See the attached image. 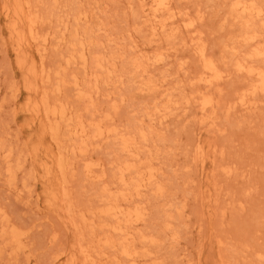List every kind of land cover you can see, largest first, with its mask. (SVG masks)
<instances>
[{"label":"rangeland","instance_id":"rangeland-1","mask_svg":"<svg viewBox=\"0 0 264 264\" xmlns=\"http://www.w3.org/2000/svg\"><path fill=\"white\" fill-rule=\"evenodd\" d=\"M6 1L0 0V5H4ZM233 1L235 0H173V10L178 11H175L178 14L175 17L173 25L168 20L169 27L173 26V28H178L179 30L176 29V32L172 31L174 35L170 33V30L173 28L163 33L159 31L157 35H153L155 19L151 18L150 14H148L150 13L149 11H144L145 9L142 8V3L139 0H29L31 9L41 16L40 27L38 28V32H40L39 36L41 37L36 39L35 42L37 44L33 41L31 42V44H36V48L37 46L40 47V50L37 48L39 50L37 54L35 46L29 44L30 49L28 47V49L24 48L25 50H22L23 53H19V57L28 58L29 65H37L38 70L44 69L51 76L50 80H53L54 87H52L50 80L46 84L41 81L43 84L40 82V91L47 88L48 90H46L49 92V88L50 91L55 88L54 84L58 80V76L56 75L58 69L60 72H64L63 74H68V82L64 85L61 92L62 94L65 92L64 96L60 93L57 94L58 97L56 98L64 101L66 100L65 95L67 97L69 95L67 98L69 100L64 102L70 101V107L74 111L83 109L85 103H87L79 100L77 96L78 90L74 82H81L79 88L82 87V89H87L90 86V89H87L90 91L93 86L95 88L98 87L99 83L100 89H98L99 87L96 88L99 91L101 90L100 92L98 91L99 93L97 91L94 93L96 89L94 88V91L92 89L95 95L92 93L91 110L94 109L92 111H95L96 108L94 116L100 114L104 117L101 119L99 115V118L95 117L96 119L103 120L109 115V118L105 119L109 122L112 116H114L110 122L112 123L113 121L115 124L114 128L119 125L117 127L119 130L117 131L120 134L126 132L125 134L130 135L136 129L143 126L147 129L149 128V131L146 130L150 135L145 130L149 135L148 140L145 142L148 143L149 141L151 144H148H150L151 148L147 147L148 144L146 146L144 142V144L141 143L142 141H138V144L141 143L144 146L142 147L143 150L150 149L147 154L151 155L150 157L153 159L152 161L150 160V164L148 162L150 157L145 154L148 157V160H146V157L144 158L148 162V165H146L147 167L155 166L154 168L157 172L159 169V183L164 185L166 193L159 197L157 193L155 195V189L152 191L148 189V191L145 190L143 192L146 193L145 195L141 194L144 196L142 200L139 198V201H137L138 197L135 196L131 200L136 201H133V206L141 201L142 204H140L142 206L140 207L142 209L146 208L145 212L147 215L144 219L145 221L138 223L133 228L134 232L138 231V234H145L150 231L149 234L154 237L156 236L159 240L156 244H150L149 242L146 244V240L141 241L143 245L141 242H138V247L142 252L144 251L143 253L140 251L141 254L146 253V249L148 253H151L150 257H139L142 264H264V93H256L255 96L250 95L252 98H249L257 101V107L255 108L254 106V108L245 110L246 107L244 108L240 103V95L252 81H250L249 76H246L245 72L240 73L236 71L237 69L234 64V62L236 63L238 60L243 59L244 55L246 57L248 51L254 48V44L258 43L257 47H264V38L262 37L264 36V16H262V19L261 16H259L260 18L255 17L256 19H252V24H254L253 26L257 29V33L260 34L261 38L259 36L256 39L257 41L254 44L248 45V47L246 43L244 45L243 40L241 41L243 39L241 37L243 21L230 14L229 8ZM255 1L258 5H261L260 7L264 12V0ZM8 3L10 4L11 0ZM184 12L187 13L185 14ZM83 16L85 17L83 18ZM167 16L165 15L164 18ZM191 21L193 24L186 26ZM7 22L10 23L0 11V242L2 239L4 241L0 243V264H58L59 260L63 261L64 259L65 261L69 258L67 256L72 257V254L78 261H81L82 255L78 253L76 245L81 237L80 233H83L84 237L89 236L90 233H88L89 229L84 224L81 225L79 214L84 212L89 213L90 210H98V205L102 203L100 195L105 183L109 185L113 193L118 192L120 185L115 173L118 171L119 165L128 160V155L123 153L124 156L127 155L126 159L123 158L122 151L120 150L121 153L119 151V138L116 135L110 136L109 139L111 141L108 138L91 140L90 144L92 143V146L90 145L89 150L85 154L74 153L70 147L74 140H70L71 135L62 126L60 142L62 145L67 144L64 146L66 148L65 155L72 163L71 168L66 173V177L68 176L69 199L71 201L73 197V207L76 206V208L74 207V218L77 219L78 223L80 222L79 224L82 228L78 231L73 225V228L70 227L73 221H70V214L67 213L66 215V206H64V210L63 208H57L60 212L57 209L54 210L52 207H49L45 194L48 192V186H52L56 181L51 178L53 181L48 179L49 184H47V178L43 177L45 174L40 164L42 161L44 162V156H46L43 155L46 152L45 148L48 147L50 149L52 147L54 149L55 144L51 140L47 141L50 137L46 136L42 139L43 142L40 141V145L41 143L43 144L39 145L41 133L38 131L42 129H40L41 126H39L40 124L37 120L31 122L33 116L26 104L28 98L33 96L40 98V92L37 93V96L34 93V95H30L27 89H25L29 80L28 70L26 66L18 64L20 59L17 58L18 53H16V49L12 45L11 35L9 36L10 24ZM74 31L75 33L77 32L76 38L78 37V40L84 41L88 47L86 48L88 54V64L86 63V65H83L78 60L79 62H72L70 66V63L65 61L71 48H73L71 44L76 43L74 40L75 35L72 36V34H75ZM48 34L49 37L47 36ZM43 35L47 41L42 40ZM168 35H173V37L169 38ZM47 37L50 38V42ZM242 43L243 46L241 45ZM203 44L207 49V56L217 61L218 68L223 75L228 74L221 81H218L217 85L214 84L213 88L211 86V90L205 89V83L198 81L203 60L201 59L199 49L202 46L204 47ZM45 45L48 49L45 48ZM26 50L36 60L27 55L28 52ZM41 52L46 53L45 58L41 56ZM94 52L99 54L97 55ZM45 53L42 55H45ZM93 53L95 56L101 58L106 57L104 59L106 62L108 60L112 62L113 57L117 55L113 62L115 64L114 67L110 65L112 63L107 64L104 61L106 63L105 66L109 65L114 70L112 74L116 76L112 74L111 76H104L106 75L105 71H102L104 75L101 71H98L102 77H98L100 78L98 80L100 82L97 84L95 83L96 81L93 82V79H96L95 76H86L88 71L87 74L94 72L92 68ZM158 53H164L165 55H163L165 60L161 63H155L154 57ZM61 54L64 56H61ZM242 54L243 56H241ZM63 57L66 58L63 60ZM42 58L45 61L44 66ZM31 59H33L34 63ZM134 59L143 62L141 67L147 69V72H142L143 76H140V78L137 77L141 74V71L138 69L139 72L131 66V62ZM258 60V66L264 67V59L259 58ZM252 62L251 64L254 65L255 63ZM60 63L64 65L62 66ZM78 63L83 67L80 64L77 65ZM61 66L66 69H63ZM126 66L129 67L127 68ZM69 72L72 74H70L71 76H69ZM135 72L136 74L138 72L139 75L137 74V76ZM67 74H65V78ZM53 76H57V80L52 78ZM89 77H93L92 81ZM147 79H153L152 81L157 82H155L156 85H160L158 86L159 88L155 86L158 90L154 87L156 92L153 91L154 89L147 90L146 92L140 89L148 81ZM251 80L253 79L251 78ZM87 81L88 83H86ZM48 82H50V86L49 84L47 85ZM91 83H94V85L91 86ZM72 85L75 87L74 92L73 89L67 90L73 88ZM86 85H88L87 88ZM203 90L205 92L209 90V93L217 97L214 96L215 104L212 109L213 111L208 110L206 112H214L211 113L212 116L216 113L214 116L216 123L212 124L209 120L207 123L204 120L207 115L201 111L199 103L193 98L199 91L203 92ZM151 92H154L153 95L150 94ZM216 92H218V95ZM50 96L53 99L56 95L50 92ZM61 96L65 99H61ZM185 97L189 104L184 102L186 101ZM177 99L178 104L175 103V105L171 106L174 109L178 106L180 107L174 111L172 108L171 115L163 119L162 116L166 110L163 113L159 110L162 106L161 104H164L163 106L165 107L167 105L165 102L168 100L167 110L169 111L171 108H169L170 104L177 102ZM75 102H78V104L76 105ZM175 106L177 107L175 108ZM83 110L82 112L89 114L87 110ZM168 111L167 113L170 112ZM103 112H106V115ZM110 112L113 113L112 116H110L112 114ZM144 113L153 115L151 117ZM89 115H84V119L89 118ZM106 124L109 126L108 123ZM144 127L143 129H145ZM63 128L65 129L63 130ZM128 130L131 132L130 134ZM155 131L157 132L154 133ZM37 133L40 134L38 135ZM135 134L131 136H135ZM29 139H32L35 143ZM29 142L34 145V148ZM45 142L48 144L46 145ZM36 143L40 146L38 149L39 153L35 150ZM201 145L204 147V151L202 148L204 154L202 153L203 156L200 157L197 147ZM139 146L138 150L137 148V151L135 150L137 153L141 151V145ZM6 149L8 150L6 151ZM56 149L57 147H55ZM151 152L154 153V157ZM144 153L146 151H141V156L136 163L139 166L140 164L142 166V163L143 165L145 164V160L142 157ZM68 154L71 156L75 155V157L73 156V158ZM33 155L35 156L34 159L36 158L41 162H38L36 159L33 160ZM77 155L79 156L77 157ZM82 155L83 159L81 160ZM11 158L13 159L11 160ZM120 160L122 161L121 163ZM7 161H11L9 165ZM91 161L93 163H101V166H94V168H96V174L105 173L103 181H98L97 178H90L85 173V164ZM116 162L118 163L116 164ZM35 163L36 165H34ZM115 165H118V167ZM5 166H7L6 170ZM35 166H39L40 170ZM8 167L13 168V177L8 173ZM225 168L230 169V173H227ZM114 180H116V183L113 182ZM45 181L46 184H44ZM113 185H115V188L117 186V188L115 189ZM96 203H98L97 206ZM122 203L127 205L131 202L123 201ZM169 207L170 209H168ZM77 210L80 211L78 212ZM169 214L172 215L173 219L171 217L168 219ZM76 216L79 217L76 218ZM65 218L68 219V221L66 220L68 223L64 221ZM97 220L99 219L97 218ZM168 221L171 223L170 228L165 229V223ZM13 230L22 233L20 242L12 241L11 232ZM97 230L99 231V229ZM72 231L75 233L73 232V234ZM87 238L85 237L86 243H88ZM70 241L73 242V245ZM144 245L147 246L145 247ZM68 248L70 249L68 250ZM74 248L75 250H73ZM116 249L118 252V248H104L107 254L104 256L106 260L102 259V257L97 263L101 264L105 262L102 264H108V261H112V264H123L119 260L120 256L118 259V253L115 252ZM64 252H68L69 255ZM122 259V262L129 264L127 260Z\"/></svg>","mask_w":264,"mask_h":264},{"label":"bare ground","instance_id":"bare-ground-1","mask_svg":"<svg viewBox=\"0 0 264 264\" xmlns=\"http://www.w3.org/2000/svg\"><path fill=\"white\" fill-rule=\"evenodd\" d=\"M8 1L9 0H7L6 2H5V4L4 5H0L1 7H0V11H1V13L2 14H4V16H5V18H7L8 20H9V22L10 23H8V24H10L9 25V30H10V34H9V36L11 35V38L10 39H12V41H13V44L12 45H14V47H15V49H16V53H18V56H17V58H19L20 60H19V62H18V64H20L21 66H26L27 67V70H28V76H29V80H28V82H27V85H26V88L25 89H27V91H28V93H30V95H32L33 93L34 94H36V96H37V93H39L40 95V98H37V97H35V96H33V97H31V98H28V101H27V104H26V106L28 107V109L30 110V112H31V115L33 116L32 117V121L31 122H35L36 120H37V122L40 124L39 126H41L40 127V129H42L41 131H38V132H40L41 133V135H40V140H39V145H40V141L41 142H43V138L44 137H46V136H49L50 137V139H47V141H49V140H51L52 142H54V144H55V147H57V149L55 150V147H54V149H52V147L51 146H49V147H51L50 149L48 148V147H46L45 149V153L43 154V155H46V156H44L45 157V159H44V162L42 161V163L40 164L41 165V167H42V169H43V171H44V176L43 177H46L47 178V184H49V182H48V179H50L51 180V178H53L54 179V181H56V183L55 184H52V186H48V192H47V194H45L46 196H47V203H48V205H49V207H52L54 210L55 209H59V208H63V210H64V206H66V215H67V213L68 214H70V221H73V223L71 224V222H69L71 225H70V227L71 228H73L72 227V225L79 231L81 228H82V226H80V222H81V225L82 224H84V226L86 227V228H88L89 229V232L88 233H90V235L88 236L87 234V236H85V237H88L87 238V240H88V243H86L85 242V237H84V234L83 233H80V239H79V241H78V243H77V241H76V243H77V251H78V253L79 254H81L82 255V260L80 261H78L77 259H76V257L72 254V257L71 256H67V257H69V258H67L65 261H64V259H63V261H61V260H59V262H58V264H100V263H97V262H99L98 260L99 259H101L102 257V259H105L106 260V257H104L105 256V250H104V248H106V247H110V248H118L119 249V251L117 252V249H116V251L115 252H117V253H115V254H117V256H118V259H119V256L121 257L119 260H121V263H123V264H125L124 262H122L123 261V259L122 258H124L125 260H127V262H129V264H142V262L140 263V260H139V257L140 256H149L151 253H148V251H147V249L145 250V252L146 253H144V254H141V252H142V250H140V248L138 247V242H141V241H145L146 242V244H148L147 242H149L150 244L151 243H155L156 244V242L157 241H159L158 240V238L155 236H151L150 234H149V232L150 231H148V233H145V234H138L137 232H134V227H136V225L138 224V223H140V222H142V221H145L144 219H145V217L147 216L146 215V212H145V209L146 208H141L140 206H142L141 204H142V202L140 201V202H137V204H135L134 206H133V201L134 202H136L135 200H133V201H131L132 200V198L135 196V197H138L137 198V201H139L138 199L140 198L141 200H142V198L144 197L143 195H145L146 193H143V192H145V190L146 191H148V189L149 190H153V189H155L154 191H156L155 192V195H156V193L158 194V196L160 197L161 195H163L164 193H166V191H165V187H164V185L162 184V183H159V179H158V172H159V169H158V172H157V170L154 168L155 166H154V164H153V162H152V165L154 166V167H151V166H148L147 167V165H148V162H150V160L152 161V159L153 158H151L150 156L151 155H148L147 154V152L150 150H147V149H142V147H144V146H142V144L141 143H145V145L146 144H148V143H150L149 141H148V143L147 142H145V141H147L148 140V136L150 135L149 134V128L147 129V128H145L144 126V128L145 129H143V127H139L138 129H136L135 131H134V129H133V131L136 133H134V132H129V130H128V133L130 134V135H127V134H125L126 132H124V134H120V133H118V131L117 130H119L117 127L119 126H116L115 128L113 127V126H115V124L113 123V121H112V123H113V125H111L112 123L110 122L111 121V119L112 118H114V116H112L113 115V113L112 112H110V113H112L110 116H112V118L110 119V123L109 122H107L105 119L106 118H109L108 116H106L105 117V119H103V120H101L104 116L102 115H100V114H95V115H97V116H94V112L96 111V108H95V111H92V110H94V109H92L91 110V106H92V102H91V98L93 97L92 96V93H93V91H94V83L91 85V86H93V88H91V91H92V89H93V91L91 92L90 90H87V89H90V86L87 88V86L89 85H86V88L87 89H82V87H80L79 88V85H80V83L81 82H77V81H75L74 82V79H73V82H74V84H75V86H76V89L78 90V98H79V100H82V101H84V102H87V103H85V105H84V107H83V109L86 111H88L89 112V114H86L87 112H82V110L83 109H78L77 111H74L70 106H71V102L69 103V102H64V101H68L69 99H67L68 97H69V95H68V97L65 95V97H66V100H64L63 98H62V96H64V94H65V92H63L64 94H62L61 92L63 91V87H64V85L68 82L67 81V79H68V74L67 73H65V74H67V76H66V78L64 77L65 76V74H63L64 72H60L58 69H57V71H56V75L58 76V80L56 79V77L57 76H53L52 78H55L57 81L55 82L56 84H54L55 85V88L52 90V91H50V88H49V92L45 89V90H41L40 91V82L41 81H43V83L45 82V84H46V82L47 81H49L50 80V75L49 74H47L46 72H45V70L43 69V70H38L39 68H37L35 65H33V64H31V65H29L28 64V58L26 59V57H19V53H23V51L25 50L24 48H29V44H31V42L33 41V42H35L36 41V39H38V37H41V36H39V33L40 32H38L39 31V25H40V23H41V16H40V14L38 15L36 12H34L32 9H31V4H30V2H29V0H11V3L9 4L8 3ZM58 1V0H57ZM139 1H141V3H142V8L143 9H145L144 11H149L150 13H148V14H150V16H151V18H153V19H155V23H154V26H153V35H157L158 34V32L159 31H161L162 33L163 32H165V31H167L168 29H170V28H173V26L172 27H169L170 25H169V21H171L170 22V24L171 25H173V23H175V17H176V15L178 14V13H176V12H178V11H174L173 10V8L174 7H172V1L173 0H139ZM231 1V0H230ZM2 3V2H1ZM36 3V2H35ZM134 3V2H133ZM230 3V2H229ZM33 4V6H35L34 5V3H32ZM230 5V4H229ZM57 6V5H56ZM261 5H258V3L255 1V0H235V1H233L232 2V4L230 5V8H229V10H230V14L231 15H233L234 17H236V18H238L239 20H241V21H243V23H242V35H241V37L243 38V39H241V41L243 40V43H244V45H245V43L247 44L246 46H248V45H250V44H254L257 40L256 39H258L259 38V36H260V34H258L257 33V29L253 26L254 24H252L253 23V20L252 19H256L255 17H258V18H260L259 16H261V19H262V16H264V15H262L264 12H263V10H262V8L260 7ZM36 7H37V5H36ZM146 7H147V9H146ZM58 9V8H57ZM176 9H179V8H176ZM38 10V9H37ZM182 10V9H181ZM143 11V12H144ZM39 12V11H38ZM165 13V14H164ZM185 13V12H184ZM187 13V12H186ZM185 13V14H186ZM84 15V14H83ZM87 15V14H86ZM138 15H140V14H138ZM167 16L166 18H164V16ZM230 15V16H231ZM145 16V15H144ZM85 16H83V18H84ZM89 17H90V15H89ZM180 17V16H179ZM186 17V16H185ZM184 17V18H185ZM190 17V16H189ZM135 18V17H134ZM137 18V17H136ZM197 18V17H196ZM43 19V18H42ZM79 19V18H78ZM181 19V18H180ZM195 19V18H194ZM44 20V19H43ZM169 20V21H168ZM178 20V19H177ZM188 20V19H187ZM190 20V19H189ZM150 21H152V20H150ZM252 21V22H251ZM255 21V20H254ZM259 21V20H258ZM154 22V21H153ZM152 22V23H153ZM238 22V21H237ZM263 22V21H262ZM177 23V22H176ZM181 24V23H180ZM184 24V23H183ZM193 24V22L191 21V22H189V23H187L186 24V26H191ZM244 24V25H243ZM264 24V23H263ZM263 24H261V25H263ZM7 25V24H6ZM149 26V25H148ZM152 26V25H151ZM182 26V25H181ZM184 26V25H183ZM195 26V25H194ZM8 27V26H7ZM193 28V27H192ZM264 28V27H263ZM176 29H178V28H173L172 30H170L171 32L170 33H172V31H174V32H176L175 30ZM90 30V29H89ZM179 30V29H178ZM191 30V29H190ZM193 30V29H192ZM88 31V30H87ZM182 31V30H181ZM174 32L172 33L173 35H174ZM186 32V31H185ZM191 32V31H190ZM200 32V31H199ZM74 33H75V31H74ZM77 33V32H76ZM76 33L75 34H72V36H74V40L76 41V43L74 42L73 44H71V46L73 45V48H71V50H70V53H69V55H68V57L66 58V57H63V60H64V58H66V60L65 61H67V63H70V66L72 65L71 63L72 62H76V61H78V60H80L82 63H83V65H86V63H87V52H86V48H88L87 46H86V44H85V42L84 41H81V40H78V37L76 38ZM182 33V32H181ZM241 33V32H240ZM264 33V32H263ZM263 33H262V35H263ZM168 34V33H167ZM65 35V34H64ZM80 35V34H79ZM171 35V34H170ZM173 35L172 36H169L168 35V37L170 38V37H173ZM48 37H49V34L47 35ZM239 36V35H238ZM47 37V38H48ZM263 38H264V36H262ZM73 38V37H72ZM191 38V37H190ZM197 38H199V37H197ZM260 38H261V36H260ZM50 38H48V40H49ZM154 39V38H153ZM168 39V38H167ZM173 39V38H172ZM183 39V38H182ZM188 39V38H187ZM202 39V38H201ZM40 40V39H39ZM42 40H44V41H47V39L44 37V35L42 36ZM41 40V42H43ZM63 40V39H62ZM148 40V39H147ZM240 41V42H241ZM260 41H261V39H260ZM49 42H50V40H49ZM202 42V41H201ZM200 42V43H201ZM36 43V42H35ZM191 43V42H190ZM243 43L241 44L242 46H243ZM33 45H34V43H32ZM31 44V45H32ZM37 44V43H36ZM36 44L34 45L35 46V48H36ZM38 44H40L39 42H38ZM43 44H44V42H43ZM46 45H47V43H45ZM69 44V43H68ZM46 45H45V48H47L48 49V47H46ZM97 45V44H96ZM187 45V44H186ZM200 45V44H199ZM204 45V44H203ZM257 45H259L258 43L255 45L254 44V48L252 49V50H250V51H248V53L246 54V57H245V55L243 56V54L241 55V56H243L244 58L243 59H241V60H238V59H235V60H238L236 63L234 62V64H235V66H236V71H238V72H240V73H246L247 75V77L249 76V78H250V81H252L251 82V84H249V86L247 87V89L243 92V93H241L240 91V93H241V95H240V103H241V105L242 106H244V108H245V110L247 109L248 110V108H254V106H255V108L257 107L256 105H257V101H253L251 98V96L250 95H256V93H264V67H262V66H258V63H259V58L261 59H264V47H257ZM26 46V47H25ZM39 46H41V45H39ZM201 46V45H200ZM245 46V47H246ZM261 46V45H260ZM263 46H264V44H263ZM75 47V48H74ZM80 47V48H79ZM229 47V46H228ZM249 47V46H248ZM27 48V49H28ZM37 48L39 49L40 47H38L37 46ZM37 48H36V50H37ZM69 48H70V46H69ZM193 48H194V46H193ZM24 49V50H23ZM30 49V48H29ZM31 49H32V47H31ZM43 49H44V46H43ZM46 49V50H47ZM246 49H248V48H246ZM246 49H244V50H246ZM23 50V51H22ZM40 50V49H39ZM39 50H37V54L39 53L38 51ZM45 50V49H44ZM195 50V49H194ZM18 51V52H17ZM99 51V50H98ZM26 52H28L27 50H26ZM25 52V53H26ZM42 53V52H41ZM45 53V52H44ZM44 53H42V54H44ZM68 53V52H67ZM95 53V52H94ZM93 53V54H94ZM199 53H200V56H201V59H203L202 60V69H201V72H200V74H199V77H198V81H201V82H204L205 83V89H209V90H211L212 88H213V85L215 84V85H217L218 84V81H221L223 78H225V75H223V73L221 72V70L218 68V65H217V61H215V59L213 60L212 58H210L209 56H207V49H206V47H205V45H204V47L202 46V48H200L199 49ZM41 54V56H44V58L46 57V53H45V55H42ZM62 54H65V53H62ZM61 54V56H64V55H62ZM95 54H97V53H95ZM95 54H94V59H92V68H93V70H94V72H90V74H87L86 73V76H95V78L96 79H93V82L94 81H96L95 83L97 84L98 82H100V81H98V80H100V78H98L99 76H101L102 77V75L100 74V72H98V71H105L106 72V75H104L103 74V72H102V74L104 75V76H111V74L112 73H114L113 71V69H111L110 67H109V65H106V66H108V67H106L105 66V64L107 63H112V64H110V65H112V67H114L115 66V64L113 63L114 62V60L116 59L115 57L117 56H115V57H113V61L111 62L110 60H108V62H106V60H104V59H106V57L105 58H101V57H99V56H95ZM99 54V53H98ZM97 54V55H98ZM115 54V53H114ZM169 54V53H168ZM27 55H29V56H31V57H33L32 55H30V53L28 52L27 53ZM90 55V54H89ZM163 55H164V53H158V54H156V56L154 57V59H155V63H157V62H162L163 60H165L164 58L165 57H163ZM22 56H24V54H22ZM165 56V55H164ZM240 56V57H241ZM90 57V56H89ZM88 57V58H89ZM93 57H91V58H93ZM213 57V56H212ZM239 57V56H238ZM35 57H33V59H34ZM44 58H42L43 59V66H44V64H45V61H44ZM142 58V57H141ZM33 59H31L32 60V62H33ZM109 59V58H108ZM200 59V60H201ZM257 59V60H256ZM35 60H36V58H35ZM89 60V59H88ZM254 60V61H253ZM42 61V60H41ZM104 61L106 62V63H104ZM254 62L255 64H257V65H252L251 64V62ZM258 61V62H257ZM79 62V61H78ZM144 62H145V60H144ZM252 62V63H253ZM263 62H264V60H263ZM31 63V62H30ZM34 63V62H33ZM132 64H131V66H133V68L134 69H139L140 71H141V74H142V72H144V71H146L147 72V69H143L142 67H141V65H142V63L143 62H140V60L139 61H137V60H133L132 62H131ZM200 63V62H199ZM36 64H37V61H36ZM41 64H42V62H41ZM61 64V63H60ZM66 64V63H65ZM74 64V63H73ZM80 63H78L77 65H79ZM88 64V63H87ZM90 64V63H89ZM152 64V63H151ZM154 64V63H153ZM62 66L64 65L63 63L61 64ZM75 65V64H74ZM81 65V64H80ZM260 65V64H259ZM40 66V65H39ZM46 66V65H45ZM61 66V67H62ZM82 66V65H81ZM88 66V65H87ZM199 66H201V65H199ZM47 68H48V66H46ZM67 67V66H66ZM83 67V66H82ZM127 67V66H126ZM129 67V66H128ZM127 67V68H128ZM63 68V67H62ZM87 68V67H86ZM85 68V69H86ZM142 68V69H141ZM49 69V68H48ZM63 69H66V68H63ZM62 69V71H64ZM126 69V68H125ZM124 69V70H125ZM149 69V68H148ZM56 70V69H55ZM92 70V71H93ZM138 70V71H139ZM143 70V71H142ZM150 70V69H149ZM50 71H52V70H50ZM73 71V70H72ZM136 71V70H135ZM139 71V72H140ZM126 72V71H125ZM127 72H128V70H127ZM224 72V71H223ZM227 72H229V71H227ZM76 73V72H75ZM75 73H73V74H75ZM79 73V72H78ZM78 73H77V76H78ZM116 73V72H115ZM124 73V72H123ZM199 73V72H198ZM230 73V72H229ZM55 74V73H54ZM71 73L69 72V76H71L70 75ZM132 74V73H131ZM135 74H136V72H135ZM135 74H132V75H135ZM137 74H138V72H137ZM136 74V75H137ZM137 75L138 77L137 78H140V76H143V74L142 75ZM145 74V73H144ZM112 75H114V76H116L115 74H112ZM135 75V76H136ZM228 75V74H227ZM226 75V76H227ZM118 76H120V75H118ZM148 77V76H147ZM26 78H27V75H26ZM43 78V79H42ZM90 78V80L92 81V78L91 77H89ZM107 78V77H106ZM111 78V77H110ZM109 78V79H110ZM132 78H133V76H132ZM231 78V77H230ZM251 78L253 79V80H251ZM79 79V78H78ZM112 79V78H111ZM149 79V78H148ZM147 79V80H148ZM197 79V78H196ZM27 80V79H26ZM90 80H88L89 82H90ZM153 79H151V80H148L147 82H145L144 83V81H142V83H144L143 85H142V83H141V87H140V89L141 90H144L145 92L147 91V90H153L154 89V87L155 86H160V85H156V83L154 82V81H152ZM193 80V79H192ZM228 80V79H227ZM51 81V83H52V81L53 80H50ZM70 81V80H69ZM88 81L86 82V83H88ZM146 81V80H145ZM111 82V81H110ZM226 82V81H225ZM42 83V82H41ZM42 83V84H43ZM50 82H48L47 83V85L49 84ZM71 83H72V81H71ZM70 82H69V84H71ZM85 83V82H84ZM108 83H109V80H108ZM155 83V84H154ZM201 84V83H200ZM68 85V84H67ZM66 85V86H67ZM83 85V84H82ZM99 83H98V87H99ZM139 85V84H138ZM214 85V86H215ZM44 86V85H43ZM42 86V87H43ZM49 86H50V84H49ZM73 86V85H72ZM96 86V85H95ZM164 86V85H163ZM211 86H212V88H211ZM41 87V89H43ZM52 87H54L53 86V83H52ZM51 87V88H52ZM68 87H70V86H68ZM98 87H96V88H98ZM200 87H201V85H200ZM74 86H73V88H69V89H67V90H69L70 91V89H73V92H74ZM95 88V89H96ZM156 88V87H155ZM159 88V87H158ZM169 88V87H168ZM211 88V89H210ZM64 89H66V88H64ZM98 89H100V87L98 88ZM98 89H96L95 91H94V93L97 91H99ZM157 89V88H156ZM158 90V89H157ZM165 90V89H164ZM169 90V89H168ZM197 90V89H196ZM209 90L207 91L206 90V92L203 90V92H200L199 91V93L197 94V93H195V94H197L196 96H194L193 98H195L196 99V102H198L199 103V106H200V109H201V111L203 112V113H206L208 110H212L213 109V107H214V104H215V97L211 94V93H209ZM224 90V89H223ZM66 91V90H65ZM101 91V90H100ZM99 91V92H100ZM153 91H155L156 92V90L154 89ZM212 91H214V90H212ZM218 91V90H217ZM220 91V90H219ZM243 91V90H242ZM50 92H52V93H54L56 96H55V98H53L52 99V97L50 96ZM98 92V93H99ZM149 92V91H148ZM197 92V91H196ZM221 92V91H220ZM61 93V99H63L64 101H62V100H60V99H58V98H56V97H58L57 96V94H60ZM67 93V92H66ZM93 93V95H95ZM97 93V94H98ZM153 93L154 92H151L150 94H152L153 95ZM189 93V92H188ZM213 93V92H212ZM217 93V95H218V92H216ZM222 93V92H221ZM33 94V95H34ZM158 94V93H157ZM164 94V93H163ZM187 94V93H186ZM192 94V93H191ZM52 95V94H51ZM76 95V94H75ZM261 95V94H260ZM28 96V95H27ZM26 96V97H27ZM25 97V98H26ZM76 97V96H75ZM153 97V96H152ZM187 97V96H186ZM185 97V100L187 99ZM249 97H251V98H249ZM77 98V97H76ZM171 98V97H170ZM190 98V97H189ZM217 98V97H216ZM27 99V98H26ZM75 99V98H74ZM73 99V100H74ZM97 99V98H96ZM239 99V98H238ZM260 99V98H259ZM151 100V99H150ZM156 100V99H155ZM160 100V99H159ZM173 100H174V98H173ZM172 100V101H173ZM176 100V99H175ZM198 100V101H197ZM76 101H77V99H76ZM95 101V100H94ZM167 101L168 100H166V102H165V104H167L165 107L163 106L164 104H161L162 106L160 107V111H162V113H163V111H165L166 110V112H164V114H163V119L164 118H167L169 115H171V110H172V106L171 105H175V103L176 104H178V99H177V102H174V104H170V106H169V108H170V112L167 110V106H168V103H167ZM189 101V100H188ZM233 101V100H232ZM80 102V101H79ZM169 102V101H168ZM171 102V101H170ZM182 102V101H181ZM184 102H187V100L186 101H184ZM217 102V101H216ZM231 102V101H230ZM70 105H69V104ZM76 103V102H75ZM158 103V102H157ZM173 103V102H172ZM188 103V102H187ZM219 103H220V101H219ZM233 103V102H232ZM78 104V102L76 103V105ZM156 104V103H155ZM189 104V103H188ZM191 104V103H190ZM218 104V103H217ZM72 105H74V104H72ZM83 105V104H82ZM94 105V104H93ZM96 105V104H95ZM116 105V104H115ZM198 105V104H197ZM220 105V104H219ZM224 105V104H223ZM238 105V104H237ZM262 105V104H261ZM144 106V105H143ZM178 106V105H177ZM177 106H175V108L177 107ZM190 106V105H189ZM77 107V106H76ZM116 107V106H115ZM148 107V106H147ZM159 107V106H158ZM162 107H164V108H166V109H164V108H162ZM178 107H180V106H178ZM177 107V108H178ZM190 107H192V106H190ZM112 108V107H111ZM156 108V107H155ZM154 108V109H155ZM162 108V109H161ZM176 108V109H177ZM211 108V109H210ZM232 108V107H231ZM243 108V107H242ZM146 109V108H145ZM158 109V108H157ZM176 109H174L173 108V111L174 110H176ZM215 109V108H214ZM217 109V108H216ZM236 109V108H235ZM83 110V111H84ZM98 110V109H97ZM112 110V109H111ZM158 110V112L159 113H161L160 111ZM232 110V109H231ZM259 110V109H258ZM27 111V110H26ZM99 111H101V110H99ZM103 111V110H102ZM146 111V110H145ZM167 111L169 112V113H167ZM172 111V112H173ZM184 111V110H183ZM213 111V110H212ZM216 111V110H215ZM234 111V110H233ZM25 112V111H24ZM107 112V111H106ZM105 112V113H106ZM148 112V111H147ZM149 112H151V111H149ZM247 112V111H246ZM26 113H28V112H26ZM83 113V114H82ZM101 113V112H100ZM104 113V112H103ZM104 113V114H105ZM107 113H109V112H107ZM152 113V112H151ZM211 113H214V112H211L210 111V113L208 112V113H206V117H205V121L208 123L209 121H210V123H216V118L214 119V116L216 115V113L214 114V116H212V114ZM102 114V113H101ZM144 114H147V116H151V115H153V114H148V113H144ZM156 114H157V112H156ZM174 114V113H173ZM209 114V115H208ZM230 114V113H229ZM251 114H253V113H251ZM84 115L85 116H90L89 118H87V119H84ZM99 115H100V117H101V119L100 120H98V119H96V118H99ZM106 115V114H105ZM160 115H162V114H160ZM155 116V115H154ZM96 117V118H95ZM152 117V116H151ZM151 117H149V118H151ZM200 117V116H199ZM27 119V118H26ZM114 120V119H113ZM209 120V121H208ZM215 120V121H214ZM106 121V122H105ZM145 121V120H144ZM161 121V120H160ZM214 121V122H213ZM141 122V121H140ZM151 122V121H150ZM106 123H108L109 124V126L106 124ZM160 123V122H159ZM162 123H163V121H162ZM28 124H29V122H28ZM26 125H27V123H26ZM34 125H35V123H34ZM111 125V126H110ZM132 125V124H131ZM135 125V124H134ZM206 125V124H205ZM204 125V126H205ZM211 125V124H210ZM217 125V124H216ZM28 126V125H27ZM62 126H64L67 130H65V131H67V132H69V134L71 135V138H70V140L72 141V139L74 140V142L72 141V145H70V147H71V150H72V152H74V153H80V154H85L88 150H89V148H90V145L92 144H90V141L91 140H101V139H105V138H110V136L112 137L113 135H116L118 138H119V142L118 143H120V148H119V151L121 150L122 151V156H123V158H125L126 159V156H127V159L128 160H125L121 165H119V167H118V165L116 166V167H118V171L115 173V174H117L116 176H117V181H118V184L120 185V188H119V190H118V192H115V193H113L111 190H110V188H109V185L108 184H104V188H103V190H102V192H101V195H100V201L102 202L100 205H98L99 207L97 208L98 210L97 211H94V210H90L89 211V213H87V212H84V213H81V214H79L80 215V222L78 223V221H77V219H75L74 217H75V215H74V211H75V209H74V207L76 208V206H74L73 207V202H72V200H73V197H72V199H71V201H70V199H69V192H68V188H69V185H68V181H67V177H66V173H67V171L69 170V168H71L70 166L72 165V163L70 162V160L67 158V156L65 155V150H66V148L64 147L65 145H67V144H65V145H62V143L60 142V131L62 130L61 128H62ZM141 126V125H140ZM212 126V125H211ZM130 127V126H129ZM148 127V126H147ZM26 128H28V127H26ZM65 128H63V130L65 129ZM117 128V129H116ZM131 128V127H130ZM133 128V127H132ZM205 128V127H204ZM29 129V128H28ZM31 129V128H30ZM37 129V128H36ZM35 129V130H36ZM148 131H147V130ZM216 129V128H215ZM219 129V128H218ZM39 130V129H38ZM122 130V129H121ZM124 130H126V129H124ZM148 132V134H147V132ZM156 130V129H155ZM132 131V130H131ZM63 132V131H62ZM119 132H121V131H119ZM152 132V131H151ZM150 132V133H151ZM157 131H155L154 133H156ZM39 133V134H40ZM65 133V132H64ZM38 134V133H37ZM38 134V135H39ZM66 134V133H65ZM64 134V135H65ZM68 134V135H69ZM132 134H135V136H131ZM62 135V134H61ZM69 135V136H70ZM118 135H120V136H118ZM136 135L138 136L137 138H136ZM154 135V134H153ZM156 136H157V134H155ZM34 136V135H33ZM116 136H114V137H116ZM39 137V136H38ZM116 137V138H117ZM153 137V136H152ZM32 138V137H31ZM62 138V137H61ZM139 139V140H138ZM154 139V138H153ZM152 139V140H153ZM29 140H31L32 141V139H29ZM35 140H37V139H35ZM68 140V139H67ZM69 140V141H70ZM110 141H111V139H109ZM117 140V139H116ZM46 141V142H47ZM63 141H65V140H63ZM62 141V142H63ZM140 141H142L140 144H138ZM154 141V140H153ZM33 143H35L34 141H32ZM37 142H38V140H37ZM45 142V144L47 145L48 143H46ZM66 142V141H65ZM64 142V143H65ZM92 142V141H91ZM96 142V141H95ZM28 143V142H27ZM29 143H31V142H29ZM51 143V142H50ZM63 143V144H64ZM67 143H68V141H67ZM112 144H113V142H111ZM114 143H116V142H114ZM143 143V144H144ZM37 144V143H36ZM36 144H35V146H36ZM43 143H41V145H42ZM44 144V145H45ZM53 144V143H52ZM94 144V143H93ZM106 144V143H105ZM138 144V145H137ZM151 144V143H150ZM150 144H148V146L147 147H150L151 148V146H150ZM199 144V143H198ZM31 145H33L32 143H31ZM38 144H37V146L35 147V150L37 151V153H39L38 152V149L40 148V146H39ZM119 145V144H118ZM117 145V146H118ZM139 145H141V148H140V150L141 151H143V152H145L146 151V153H144L143 155L144 156H142L143 157V159L146 157V160H148V157H150V159H149V161L147 162L145 159V164L143 165V163H142V166H141V164H140V166H139V164H136L137 163V161H138V159H139V157L141 156V151H139L140 153H137L136 151L138 150V148L140 147ZM204 145V144H203ZM203 145H201V146H198L197 148H198V152L200 153V157L201 156H203V154H204V147H203ZM92 146V145H91ZM155 146V145H154ZM29 147V146H28ZM44 147V146H43ZM67 147V146H66ZM152 147H153V144H152ZM33 148H34V145H33ZM100 148V147H99ZM117 148V147H116ZM136 148H137V150H136ZM146 148V147H145ZM202 148H203V151H202ZM29 149V148H28ZM70 149V148H69ZM157 149V148H156ZM216 149V148H215ZM214 149V150H215ZM8 149H6V151H7ZM13 150V149H12ZM33 150V149H32ZM136 150V151H135ZM11 151V150H10ZM70 151V150H69ZM118 151V150H117ZM121 151H120V153H121ZM158 151V150H157ZM218 151V150H217ZM217 151H215V152H217ZM31 152V151H30ZM2 153H4V152H2ZM12 153V152H11ZM123 153H125V154H127V155H123ZM152 153V152H151ZM203 153V154H202ZM31 154H32V152H31ZM34 154H36V153H34ZM73 154V153H72ZM145 154H147L148 155V157L147 156H145ZM154 153H152V155H153ZM69 155V154H68ZM11 156V155H10ZM30 156V155H29ZM37 156V155H36ZM69 156H71V155H69ZM68 156V157H69ZM74 157H75V155H73ZM73 156H71V157H73ZM79 155H77V157H78ZM34 155L32 156V158H33V160H35L34 159ZM73 157V158H74ZM81 157V156H80ZM79 157V158H80ZM153 157H154V155H153ZM204 157H205V155H204ZM122 158V157H121ZM122 158V159H123ZM198 158V157H197ZM13 158H11V160H12ZM71 159V158H70ZM83 159V155H82V158H81V160ZM121 159V160H122ZM142 159V158H141ZM140 159V160H141ZM200 159H202V158H200ZM205 159V158H204ZM203 159V160H204ZM37 160V159H36ZM95 160V159H94ZM120 160V163L122 162ZM124 160V159H123ZM143 160V161H144ZM203 160H201V161H203ZM14 161V160H13ZM38 161V160H37ZM142 161V162H143ZM5 162V161H4ZM8 162V161H7ZM10 162L11 161H9L8 162V165L10 164ZM16 162V161H15ZM38 162H41V161H38ZM92 162V161H91ZM91 162H87L86 164H85V173L88 175V177H90V178H97L98 179V181H103L104 180V176H105V173L104 172H102V173H100V174H96V168H94V166H101V163H91ZM6 163V162H5ZM13 163V162H12ZM23 163V162H22ZM34 163V162H33ZM77 163V162H76ZM106 163V162H105ZM118 162H116V164H117ZM119 163V164H120ZM7 164V163H6ZM18 164V163H17ZM79 164V163H78ZM83 164V163H82ZM147 164V165H146ZM150 164H151V162H150ZM5 165V164H4ZM34 165H36V163L34 164ZM39 165V164H38ZM74 165V164H73ZM81 165V164H80ZM103 165H105V164H103ZM107 165H108V163H107ZM13 166V165H12ZM14 166H15V164H14ZM13 166V167H14ZM145 166V167H144ZM224 167H225V165H223ZM6 167L7 166H5V170H6ZM36 168H39V166L37 167V166H35ZM76 167V166H75ZM78 167V166H77ZM81 167V166H80ZM109 167V166H108ZM74 168V167H73ZM157 168V167H156ZM228 168V167H227ZM227 168H225V170H226V172L227 173H230V169H227ZM234 168V167H233ZM13 168H11V167H8V169H7V171H8V173L13 177V175H14V170H12ZM15 169V168H14ZM20 169V168H19ZM75 169V168H74ZM83 169H84V167H83ZM97 169H99V168H97ZM101 169H102V167H101ZM100 169V170H101ZM39 170H40V168H39ZM105 170H106V168H105ZM109 170V169H108ZM43 171H42V173H43ZM111 171H113V170H111ZM38 172V171H37ZM84 172V171H83ZM108 172V171H107ZM114 172V171H113ZM15 173H17L16 171H15ZM109 173V172H108ZM111 173V172H110ZM234 173V172H233ZM4 174H5V172H4ZM34 174V173H33ZM70 174H71V171H70ZM113 174V173H112ZM8 175V174H7ZM69 175V174H68ZM83 175V174H82ZM108 175V174H107ZM106 175V176H107ZM111 175V174H110ZM57 176V178L55 179V177ZM112 176V175H111ZM8 177V176H7ZM113 177V176H112ZM116 178V177H115ZM51 181H53V180H51ZM72 181V180H71ZM162 181V180H161ZM113 182H115L116 183V180H114ZM42 183H44V182H42ZM44 184H46V181H45V183ZM43 184V185H44ZM102 184V185H103ZM114 184V183H113ZM118 185V186H119ZM29 186V185H28ZM27 186V187H28ZM97 186V185H96ZM115 185H113V187H114ZM71 187V186H70ZM74 187V186H73ZM111 187H112V185H111ZM46 188H47V186H46ZM115 188V187H114ZM116 188H117V186H116ZM115 188V189H116ZM23 190V189H22ZM45 191V190H44ZM74 191V190H73ZM72 191V192H73ZM113 191H114V189H113ZM143 193V195H141ZM153 193V192H152ZM154 194V193H153ZM153 194H152V196H153ZM167 195V194H166ZM148 196V195H147ZM99 197V196H98ZM164 197V196H163ZM155 198V197H154ZM145 199V198H144ZM160 199V198H159ZM74 201V200H73ZM125 202V201H127V202H131L130 204H123L122 202ZM148 201V200H147ZM96 202H97V200H96ZM143 202H144V200H143ZM75 203V202H74ZM141 203V204H140ZM148 203V202H147ZM97 204L98 203H96V206H97ZM132 204V205H131ZM138 204H139V206H138ZM149 204H151V203H149ZM171 204V203H170ZM95 205V204H94ZM130 205V206H129ZM165 205V204H164ZM96 206H95V208H96ZM144 206V205H143ZM47 207V206H46ZM79 207V206H78ZM144 207H146V206H144ZM168 207V206H167ZM84 208V207H83ZM163 208V207H162ZM57 209V210H58ZM78 209H80V208H78ZM168 209H170V207L168 208ZM179 209V208H178ZM148 210H149V208H148ZM166 210V209H165ZM59 212H60V210H58ZM57 211V212H58ZM78 211V210H77ZM76 211V212H77ZM80 211V210H79ZM78 211V212H79ZM161 211V210H160ZM163 211V210H162ZM55 212V211H54ZM56 212V213H57ZM59 212H58V214H59ZM62 214V213H61ZM64 214V213H63ZM75 214H77V213H75ZM182 214V213H181ZM60 215V214H59ZM62 216V215H61ZM69 217V216H68ZM67 217V218H68ZM79 217V216H78ZM77 216H76V218H78ZM172 218V215H168V219L169 218ZM67 218H65V220L64 221H68V219ZM97 218L99 219V220H97ZM173 219V218H172ZM147 220V219H146ZM1 221V220H0ZM66 221V222H67ZM98 221V222H97ZM164 222V221H163ZM68 223V222H67ZM147 223V222H146ZM145 223V224H146ZM4 224V223H3ZM166 224V225H165ZM164 225H165V229H167V228H170V225H171V223H170V221H168V222H166ZM84 227V228H85ZM99 229V231L96 229ZM141 227V226H140ZM83 228V229H84ZM77 230H75V231H77ZM96 230H97V232H96ZM83 231V230H82ZM167 231V230H166ZM74 231H72V233H73ZM147 232V231H146ZM5 233V232H4ZM12 235H11V237H12V241H14V242H20V240H21V236H22V233L21 232H18V231H15V230H13L12 232ZM75 233V232H74ZM73 233V234H74ZM151 233H153V232H151ZM155 233V232H154ZM157 233V232H156ZM177 233V232H176ZM146 234H149V235H146ZM24 235V234H23ZM76 235V234H75ZM74 235V236H75ZM157 235V234H156ZM6 236V235H5ZM160 237V236H159ZM76 238V240L78 239L77 238V236L75 237ZM6 239V238H5ZM163 239V238H162ZM2 241H3V239H2ZM2 241L0 242V243H2ZM4 242V241H3ZM71 242V241H70ZM142 243V242H141ZM140 243V244H141ZM71 244L73 245V242H71ZM19 245H21V243H19ZM142 245H143V243H142ZM161 245V244H160ZM145 246V245H144ZM147 246V245H146ZM145 246V247H146ZM69 247V246H68ZM72 247V246H71ZM70 248H68V250H69ZM67 250V251H68ZM73 250H75V248L73 249ZM6 251V250H5ZM62 251H64L63 249H62ZM107 251V250H106ZM108 251H109V248H108ZM107 251V252H108ZM141 251V252H140ZM74 252V251H73ZM113 253H114V251H112ZM144 252V251H143ZM142 252V253H143ZM150 252H153V251H150ZM1 253V252H0ZM61 253V252H60ZM60 253H58V255H60ZM63 253V252H62ZM64 253H66V254H68V252H64ZM112 253V254H113ZM74 254H75V252H74ZM110 254V253H109ZM258 254V253H257ZM262 254V253H261ZM69 255V254H68ZM70 255H71V252H70ZM107 255V254H106ZM263 255V254H262ZM63 256V255H62ZM62 256H60V257H62ZM65 256V255H64ZM110 256V255H109ZM113 256H115L114 254H113ZM264 256V255H263ZM2 257V256H1ZM55 257H56V255H55ZM110 257H112V256H110ZM109 257V259H111ZM150 257V256H149ZM148 257V258H149ZM154 257V256H153ZM78 258H79V256H78ZM80 258H81V256H80ZM142 258V257H141ZM116 259V258H115ZM154 259V258H153ZM104 260V261H105ZM124 260V261H125ZM58 261V260H57ZM100 261H102V260H100ZM144 261V260H143ZM109 262H110V264H112V261H108V264H109ZM115 262V261H114ZM113 262V263H114ZM116 262H117V260H116ZM102 263H105V262H102ZM101 263V264H102ZM57 264V263H56ZM128 264V263H127ZM218 264V263H217ZM234 264V263H233Z\"/></svg>","mask_w":264,"mask_h":264}]
</instances>
